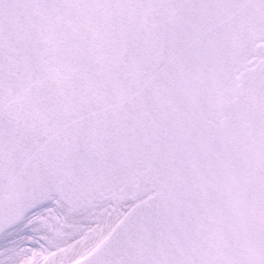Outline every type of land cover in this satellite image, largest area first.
<instances>
[{
	"label": "snow or ice",
	"instance_id": "1",
	"mask_svg": "<svg viewBox=\"0 0 264 264\" xmlns=\"http://www.w3.org/2000/svg\"><path fill=\"white\" fill-rule=\"evenodd\" d=\"M0 264H264V0H0Z\"/></svg>",
	"mask_w": 264,
	"mask_h": 264
}]
</instances>
